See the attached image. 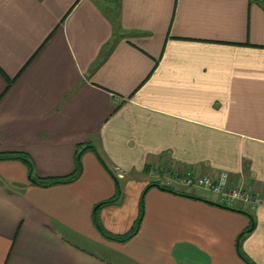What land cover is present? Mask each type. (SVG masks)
<instances>
[{
    "label": "crops",
    "instance_id": "1",
    "mask_svg": "<svg viewBox=\"0 0 264 264\" xmlns=\"http://www.w3.org/2000/svg\"><path fill=\"white\" fill-rule=\"evenodd\" d=\"M111 1L0 0V150L37 177L80 160L41 186L0 159V264H264V0ZM89 144L119 185L101 225L141 211L124 241L93 224L116 185ZM163 166L195 197L148 186ZM188 166L240 177L252 222L173 180Z\"/></svg>",
    "mask_w": 264,
    "mask_h": 264
},
{
    "label": "built area",
    "instance_id": "2",
    "mask_svg": "<svg viewBox=\"0 0 264 264\" xmlns=\"http://www.w3.org/2000/svg\"><path fill=\"white\" fill-rule=\"evenodd\" d=\"M162 169L161 177H167L162 184L169 185L172 181L166 173L168 167L163 166ZM172 177L187 187L207 192L214 197V202L227 207L249 212L261 201V196L252 191L240 177L231 178L225 170L199 172L194 166H188L174 171Z\"/></svg>",
    "mask_w": 264,
    "mask_h": 264
},
{
    "label": "trees",
    "instance_id": "3",
    "mask_svg": "<svg viewBox=\"0 0 264 264\" xmlns=\"http://www.w3.org/2000/svg\"><path fill=\"white\" fill-rule=\"evenodd\" d=\"M110 2H112V1L110 0ZM88 146L92 149L93 153L95 154V156L97 157V159L99 160L101 165L104 167V169L113 176V178L115 180V185H116V192L114 193L113 196H110L107 199L99 201V202H97L94 205V209H93V212H92L93 224L95 225L97 230L100 232V234H102L104 237H107V238H110V239H114V240H117V241H124L127 238H129L134 233V231H135V229H136V227L138 225L139 219H140L141 211H140V213H139V215H138V217L136 219V222H135L134 226H132V228L129 231H127L126 233H124V234L111 233V232L107 231L101 225V223H100V221L98 219L96 208L99 207L100 205L114 202L119 196V185L117 183V178L112 174L111 170L105 165L104 161L99 156V154L96 151L95 147L93 145H91V144H89ZM6 158H15V159H19L22 162H24L26 167H27L28 177L30 178V180L33 183H35L37 185H41V186L50 185V184H54V183H60V182H68V181L73 180L80 173V160H79L78 155L75 158V168L72 171H70L69 173H66V174H63V175L45 176V177L33 176V174H32V161H31L29 155L26 152H24V151H19V150L1 151L0 150V159H6ZM149 185H156L158 187H163V189H166V190H169V191H172V192H175V193H180V194H184V195L195 197V195H193L191 193H187V192H184V191H179L177 189H174V188L170 187L169 185H165V184L159 183L157 181H150L148 183V186ZM213 203H215L217 205H220V206H224V205L219 204L217 202H213ZM140 205H141V202H140ZM224 207H227V206H224ZM228 208H231V207H228ZM231 209H235V208H231ZM236 210L242 211V212L248 214V216H249V212H246V211H243V210H240V209H236ZM249 218H250V222H252L251 221L252 220L251 216H249ZM243 231L245 232V231H247V229H244ZM241 234L242 233L240 232L239 235H238V239H239V236ZM238 254H239L240 257H242V259L247 264H253L248 258H246L244 255H242L241 252L238 251Z\"/></svg>",
    "mask_w": 264,
    "mask_h": 264
},
{
    "label": "water",
    "instance_id": "4",
    "mask_svg": "<svg viewBox=\"0 0 264 264\" xmlns=\"http://www.w3.org/2000/svg\"><path fill=\"white\" fill-rule=\"evenodd\" d=\"M163 188V187H160ZM252 227V223L250 224V226L247 228V231Z\"/></svg>",
    "mask_w": 264,
    "mask_h": 264
},
{
    "label": "rangeland",
    "instance_id": "5",
    "mask_svg": "<svg viewBox=\"0 0 264 264\" xmlns=\"http://www.w3.org/2000/svg\"><path fill=\"white\" fill-rule=\"evenodd\" d=\"M119 176H121V175H119Z\"/></svg>",
    "mask_w": 264,
    "mask_h": 264
}]
</instances>
